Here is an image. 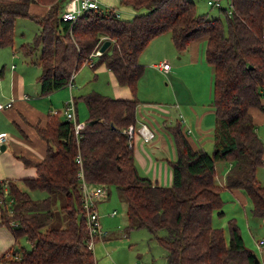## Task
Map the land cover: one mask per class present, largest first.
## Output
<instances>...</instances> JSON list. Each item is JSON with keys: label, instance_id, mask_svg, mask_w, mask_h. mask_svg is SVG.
Listing matches in <instances>:
<instances>
[{"label": "trees", "instance_id": "1", "mask_svg": "<svg viewBox=\"0 0 264 264\" xmlns=\"http://www.w3.org/2000/svg\"><path fill=\"white\" fill-rule=\"evenodd\" d=\"M66 1L0 0V46L12 44L17 16L31 17L39 30L32 43L19 47L26 57L39 50L34 62L40 67L36 81L42 95L66 86L71 74L94 56L91 67L103 63L132 97L116 98L96 90L73 95L77 119L78 99L88 113L78 141L72 122L60 118L58 112L49 113L44 124H34L46 150L36 162L19 155L26 165L34 166V176L3 179L12 202L9 206L0 203V223L10 229L14 240L0 261L96 264L81 201L79 154L85 180L105 188L104 195L94 201L95 208L107 196V186L114 185L126 202V227L146 228L164 248L165 264H259L235 218L228 219L226 239L224 228L212 224V215L221 214V189L239 188L250 200L251 213L264 217V184L256 175L264 144L251 112L258 108L264 123V0H228L230 11L220 7L225 24L219 16L196 12L194 0H119L133 7L132 17L122 18L114 7L99 6L85 10L74 21L61 17ZM36 4L46 6L45 11L33 12ZM166 32L178 52L206 37L216 119L210 152L192 147L181 121L167 126L175 148V158L167 160L169 185L138 172L126 132L136 121L137 81L144 68L138 57L153 38ZM105 38L111 40L108 47L91 56ZM220 160L230 162L223 185L215 178ZM25 188L58 195L65 224L50 225V194L34 199ZM20 236L29 248L15 246Z\"/></svg>", "mask_w": 264, "mask_h": 264}, {"label": "rangeland", "instance_id": "2", "mask_svg": "<svg viewBox=\"0 0 264 264\" xmlns=\"http://www.w3.org/2000/svg\"><path fill=\"white\" fill-rule=\"evenodd\" d=\"M99 6L102 9H106L108 7H114L115 10L119 13L120 17L122 18H130L132 17L135 12L133 13V7L122 4L119 2V0H98ZM195 1V7L196 12L198 13H206L209 17L213 16H219L223 23H226V17L225 13L220 10V7H226L227 11H230L228 6V0H219L220 4L219 6L216 4H209L207 0H194ZM36 6L32 7L33 12H38L37 9H39L41 6L36 4ZM143 8L137 11L138 13L142 12ZM39 29V24L35 21V19L28 17V16H17L14 21V32H13V41L11 45L7 46H0V88L5 87L6 77L8 76V70L10 69L11 65H15L16 71H23L26 72L25 77H29V80H31V91H26L28 99H35V97H45V100L41 101L45 106L50 105L51 111L56 110V112L59 113L60 118L65 119L64 115V106L63 102L69 97V89H68V83L65 88L54 91L52 93L48 94H40L39 87L36 91L37 87V75L40 74V67L37 63L34 61L37 58V55L39 54V50H35L30 53L29 56H25L23 54V51L19 47L21 43L33 42V37L35 33ZM164 36H158L153 38L147 45L146 50L150 49L151 43H154L152 41H158V39H161V37H167V43L171 45L173 49V43L170 38V33L166 32L163 34ZM204 43V41H203ZM206 44V42L204 43ZM149 47V48H148ZM143 51L140 53V57L144 55V53L147 51ZM161 50V49H160ZM159 50V51H160ZM174 50V49H173ZM156 55H150L147 60H154ZM174 60L180 61L183 64V67L181 68L180 73L177 74L182 77L185 82L188 84L191 93V95H188V100L190 103L187 102V104H193L195 108H197V104L200 102V100H206V105L208 107H212V99H208L207 94V78L204 77L201 73V69L207 70V66H200V65H193L191 68L189 65L186 64V55L182 54L178 58V54L175 53L173 56ZM96 58H93L92 62L94 63ZM168 62L171 63V66H175V62H173L172 59L167 57ZM204 61L207 62L206 56L204 55ZM145 64V63H144ZM145 75L143 76L142 83H144L145 90L143 89L139 90V96L142 98L143 94L146 96H151V99H148L146 101L154 102L157 104L156 110L159 112V115L156 114L154 117H149V122L152 123L153 127L156 129V131L162 133L163 135L160 136L159 140L157 137V132L154 137V140H152L150 143H145L142 147L138 144H140L139 139L136 137L139 135L137 129L138 126L135 127V138L133 140L135 148L138 150H142V154L146 156V153L153 159V161L157 160L158 162L162 161L165 163V165H168L167 167L170 168V165L168 164L167 160H173L175 155V148L173 144V140L171 139L170 133L165 130L161 123L163 122L165 114L161 113V109L167 107L171 112V121L168 119H165L167 121L165 122H174L176 119L179 118V122L185 118L188 121H192L193 115L191 113H188L186 115L182 110L178 111L180 116L176 113L174 110L169 108L170 105L168 102L165 101V98L170 96V90H171V82L174 73L171 75V79L166 75V73H160L157 70H150V72L147 74V64H145ZM3 72V73H2ZM97 70H93L90 67V61L88 63H83L75 72L71 74V80L73 77V95L78 96L80 94H85L87 91L95 89L101 93L111 95L113 92L112 87V79L111 75L108 73L107 70L103 69L98 72L97 77L96 73ZM171 72H174L171 69ZM1 73L3 74L1 76ZM147 79H149L148 83H146ZM213 79V78H212ZM146 83V84H145ZM142 91V93H141ZM137 93V92H136ZM49 95H51L49 97ZM71 96V95H70ZM112 96V95H111ZM161 98L164 100H159L155 98ZM74 99V98H73ZM47 102V105H46ZM4 103V102H3ZM153 103V104H154ZM78 105V113H79V120L85 121L87 117V109L85 106V103L78 99L77 102ZM183 107L185 105H182ZM199 107V106H198ZM199 109V108H197ZM214 113V112H213ZM179 116V117H178ZM209 119H211L212 124L215 123V115H210ZM255 120L257 122L256 128H257V134L262 139L264 144V123L261 122L260 118L255 115ZM181 123V122H180ZM159 124V126H158ZM183 125V124H181ZM161 126V127H160ZM209 125L204 127L203 129L208 128ZM208 128L203 132L205 141L202 143V148L211 151L213 149V145H210L209 138L211 137V131ZM194 130V129H193ZM137 134V135H136ZM157 137L158 141H155ZM146 141V140H145ZM149 141V140H147ZM151 145V146H150ZM151 147L152 149H148V147ZM157 158V159H156ZM162 158V159H160ZM157 163V162H155ZM230 166L229 160H220L216 162V177H224L225 172L227 168ZM153 167V163H152ZM171 170V168H170ZM142 173V172H140ZM143 174V173H142ZM35 175V174H34ZM153 175V174H152ZM257 178L258 180L264 184V166L260 165L257 169ZM164 178V177H163ZM20 182V181H19ZM225 182V181H224ZM165 185H169L168 183H161ZM80 188L82 193V183L80 182ZM30 196L34 199H41L50 194L52 196V220L50 225L59 227L63 226L65 224L63 213L60 210V204H61V198L56 195L55 193H49L45 190L40 189H27L25 188ZM106 191L109 194V200L108 201H97V210L100 215V222L103 226V229L111 232H116L118 230H121L122 233L119 234V237L113 238L111 240H105L103 236L102 238H95L93 246V251L95 255V259L97 261V264H135L137 261L141 262L142 264H165V250L164 248L158 244V242L152 238L151 233L146 228H132L128 229L126 227L127 221L125 216V210H126V202L123 198L119 196V193L114 185L107 186ZM228 190L222 191V197L225 201L222 207L223 214H217L215 211L213 213V219L212 224L215 226H220L224 228L225 237L228 239L229 232L227 228L228 218H229V198H228ZM107 194V195H108ZM246 195V194H245ZM247 196V195H246ZM228 198V200H227ZM248 199V206L243 207L240 209L239 215L236 217V220L238 222V225L240 226L241 234L243 236L245 245L252 248L254 251H256L255 246H258V241L264 236V225L262 224L264 221V217H258L254 216L250 211V200ZM5 202L7 206L11 204L12 199L10 195L6 196ZM249 208V212H248ZM116 210L117 214L114 216H108V213ZM246 213V218H245ZM252 218V220L250 219ZM248 220V222L246 221ZM7 227V226H6ZM8 228V227H7ZM9 229V228H8ZM10 230V229H9ZM111 236V234H110ZM15 246H25L26 248H29V243L25 240L24 236H20L18 239V245ZM259 247V246H258ZM262 249V248H261ZM256 254L258 258H260V253L256 251ZM259 264L261 263V260L259 261Z\"/></svg>", "mask_w": 264, "mask_h": 264}, {"label": "crops", "instance_id": "3", "mask_svg": "<svg viewBox=\"0 0 264 264\" xmlns=\"http://www.w3.org/2000/svg\"><path fill=\"white\" fill-rule=\"evenodd\" d=\"M35 6L36 8L38 7L37 5ZM40 6L41 7L37 9V11L39 12L45 11L46 6H43V5H40ZM133 13H134V9H133ZM158 36H164V35L161 34ZM203 41L204 43L206 42L205 36L199 37L191 41L182 52H178L174 46H173V49H174L173 50L171 45L167 43V37H161V39H158V41H152L154 43H151V45L149 46L150 49H148V51L146 50L147 46L144 48L143 51L146 50L147 53L145 52L144 55H142L141 57L139 55L138 61L141 64H143L144 68H143V72L141 76L139 77L137 81V90H136L137 93L136 94H137V98L139 102L137 103V107H136L135 127L137 126L139 127L140 125L145 124L147 127H149L154 132V136L149 141H145L140 134L139 135L136 134L137 135L136 137L139 139V142H140V144L138 145H140L141 147L145 145V143L147 142L150 143L152 140H154V137L157 131L153 127L152 123L149 122V117L150 118L154 117V115L156 114L159 115V112H157L156 110L157 104L154 102L146 101L148 99H151V96H146L144 94L142 98L139 96V90L143 89L144 91L146 88V87L143 88L144 83H142L143 76L145 75V71H146L145 64H147V74L150 72L151 69L152 70L154 69L160 73H163V72L166 73V75H168V77L171 79V75L174 73L172 82H171L170 96L165 98V101H170L168 102L170 104L168 107L174 110L176 115L177 114L179 116L181 115L178 113V111L180 110H182L186 115H188V113H191L193 115L192 121H188L185 118L181 120V124H183L182 128L184 129V131H186L185 132L186 137L188 141L190 142V144L192 145V147L193 148L202 147L203 145L202 143L205 141L203 132L207 130L208 128H210L209 130L211 131V137L209 138L210 145L214 146L213 136H214V126L216 125V119H215L214 124H212L211 119H209L210 115L211 116L212 114L215 115V113H213L214 107L213 106L208 107L206 105L207 103L206 100H200V102L197 104V108L199 109L195 108L193 104H187V102L190 103V101L188 100V95H191V97H193V95L191 93V90L188 84L185 82V80L182 77L178 75L180 73L179 70H181V68L183 67L182 65L183 63L173 59L174 58L173 56L175 53L178 54V58L182 54H185L186 55L185 65H189L190 68L193 65H200V66H205V67L207 66V70L202 68L200 71L202 75L207 78L208 99L210 98L212 99L213 66L208 62L205 63L204 61L206 44H204ZM150 55L152 56L156 55L155 56L156 58H154V60H151V61L147 60L149 58L148 56ZM93 57H91V60H90V67L93 63L92 62ZM167 57H169L170 59L173 60V62H175L174 67L171 66L170 62H168ZM164 61H167L169 63V68L167 70L162 69L161 67L158 66L159 63L164 62ZM173 68H174V72H171V69L173 71ZM92 69L97 70V72L95 73L96 77H97L98 72H100V70L105 69L108 71L112 79L113 92L111 95L113 97H116V98L117 97L119 98L132 97V93L130 89L125 85H119L113 73L111 72V70H109L103 63L99 64L97 67L92 68ZM2 73H1V76L3 75ZM24 73L26 72L16 71L15 65H11L7 73L8 76L6 77V82H5L6 85L5 87L0 88V102L3 103V102L11 101L12 103L9 107L0 109V132H6L8 135L6 142L4 144H1V145H4V148H1V145H0V178H3V179L4 178L21 179V178L28 177V176H34L35 174L34 166L31 164L26 165L19 155H22L28 158L29 160L36 162L44 156L45 150H46V142L38 135L34 127V124L37 123L41 125L45 123L47 116L49 115V113L52 112L50 110L51 106L50 105L45 106L41 102L45 100V97H42V98L35 97V99H28L26 91L27 90L31 91V80H29V77H25ZM73 78L71 80L70 85H67L69 89V95H68L69 97L70 95L73 96V91H72ZM148 81L149 79H147L146 83H148ZM36 84H37V87H36V91H37L39 84L38 82ZM65 87L66 86L53 90L52 92L63 89ZM92 90H95V89H92ZM50 96L51 95H49V97ZM155 99L164 100L159 97ZM262 101L264 102V97L262 98ZM64 102H63V106H64ZM46 105H47V102H46ZM182 105H185V106L183 107ZM161 111H162L161 113L165 114L163 122L161 123V126L165 130L168 131L167 126L173 125L175 122L179 120V118L178 119L175 118L176 121H174L173 123L165 122L167 121L165 119H168L169 121H171V116H170L171 112L167 107L161 109ZM251 112L253 115L254 122L256 124L257 122L255 120V115H257L260 118L261 122H263V114L258 108L256 107L251 108ZM77 114L79 118V113L77 112ZM207 125H209V127L206 129H203ZM256 131H257V128H256ZM162 135L163 134L160 133L159 131L157 132L158 140L160 136ZM157 137L155 141H158ZM134 138H135V134L132 139V146L134 150V159L137 165L138 172H142L143 174L148 175L149 177L152 178V180L156 181L159 184L168 183V182L171 183V170L170 168L167 167L168 165H165V163H163L162 161L161 162L160 161L158 162L157 160L153 161V159L147 153H146V156H144L142 154L143 149L138 150L137 148H135L134 142H133ZM150 146L148 147V149L149 148L152 149ZM262 157H264V150L262 153ZM152 163H153V167H152ZM229 167L227 168V170L229 169ZM215 178H216L217 183H219L220 185H223L225 183L224 182L225 176L224 177L215 176ZM224 190L229 191L228 193L229 194L228 198L230 202L229 208H228L229 218L234 217L236 220V217L239 215L238 211L242 209L243 207L248 206L249 202H248L247 196L239 188H231V189L223 188L221 189V196H222V191ZM108 200H109V194L102 199V201H108ZM224 202L225 201L223 200V204ZM222 207L220 209L221 215L223 214ZM248 212H249V208H248ZM116 214H117V211L114 210V212L112 211L108 213V216L110 217ZM125 216H126V210H125ZM99 218H100V215H99ZM245 218H246V213H245ZM212 219H213V215H212ZM250 219L252 220V218ZM246 221L248 222V220ZM262 222H263L262 224L264 225V221ZM120 233H122L121 230H118L116 232H111V233L107 231V235L104 237V239L111 240L113 238H117L119 237ZM260 238L264 239V236ZM13 240L14 239H13L11 231L6 227V225L0 223V255L13 243ZM255 248H256V251L260 253V258H258V261L261 260V263L264 264V248L261 249L258 246L257 247L255 246ZM256 251H254L255 254H256ZM165 263H166V259H165ZM0 264H8V263L4 261H0ZM96 264H97V261H96Z\"/></svg>", "mask_w": 264, "mask_h": 264}, {"label": "built area", "instance_id": "4", "mask_svg": "<svg viewBox=\"0 0 264 264\" xmlns=\"http://www.w3.org/2000/svg\"><path fill=\"white\" fill-rule=\"evenodd\" d=\"M99 1L98 0H67L63 11L61 13V17L64 20H71L74 21L82 12L90 8H98ZM116 14L119 13L116 11ZM100 54L99 49L97 48L95 52L92 53L93 55ZM91 60V59H90ZM162 69L167 70L169 68V63L167 61L161 62L158 65ZM71 80L68 81V85H70ZM11 101L7 102H0V109L5 107H9L11 105ZM52 113H57L56 110H53ZM64 115L65 119L72 122L74 136L76 141L79 140L81 135V130L85 125V121H80L76 117L75 107H74V99L73 96H70L64 102ZM138 133L143 137L144 140H150L154 136V132L147 127L145 124H142L137 129ZM126 132L129 136V139L132 141L133 136L135 134V126L133 124H129ZM8 138L6 132H0V145L4 144ZM76 161L79 164V171L78 177L80 178V182L82 183V206L86 211L85 216V223L88 229V235L90 237L88 245L93 248L92 244L95 242V238H102L106 235L107 231L103 229V226L100 222L98 210L94 206V201L105 193V188L101 184H91L87 182L84 178L83 171H82V164L80 155L78 154L76 157ZM262 165L264 166V157H262ZM8 195V185L7 183L3 182V178H0V203L6 204L5 199ZM114 212V211H113ZM258 246L260 248H264V239H260L258 241ZM135 264H142L141 262L137 261Z\"/></svg>", "mask_w": 264, "mask_h": 264}, {"label": "water", "instance_id": "5", "mask_svg": "<svg viewBox=\"0 0 264 264\" xmlns=\"http://www.w3.org/2000/svg\"><path fill=\"white\" fill-rule=\"evenodd\" d=\"M110 41H111L110 39L105 38V39L101 42V44H100L99 47H98L100 53L103 52V51L108 47V45L110 44ZM1 148H4V145H1ZM253 254H254V256H256L255 253H253ZM255 262H258V258H257V257H255Z\"/></svg>", "mask_w": 264, "mask_h": 264}]
</instances>
